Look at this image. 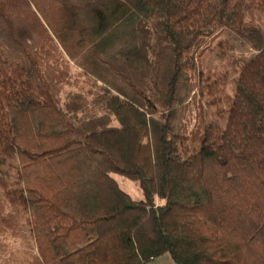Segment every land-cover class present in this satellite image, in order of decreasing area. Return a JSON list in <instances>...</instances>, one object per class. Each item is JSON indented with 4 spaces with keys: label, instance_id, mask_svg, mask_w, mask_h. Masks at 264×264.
<instances>
[{
    "label": "trees",
    "instance_id": "trees-1",
    "mask_svg": "<svg viewBox=\"0 0 264 264\" xmlns=\"http://www.w3.org/2000/svg\"><path fill=\"white\" fill-rule=\"evenodd\" d=\"M260 21L264 0H0V264H264ZM217 34L210 50L238 75L225 122L190 152ZM71 64L90 99L62 102Z\"/></svg>",
    "mask_w": 264,
    "mask_h": 264
},
{
    "label": "rangeland",
    "instance_id": "rangeland-1",
    "mask_svg": "<svg viewBox=\"0 0 264 264\" xmlns=\"http://www.w3.org/2000/svg\"><path fill=\"white\" fill-rule=\"evenodd\" d=\"M264 25V21H260ZM223 37V34H217L214 38L204 47L198 57L199 67L201 69V78L203 83H209L215 81L214 92L209 93L207 90L210 87H205L203 95L196 89V93L192 96L187 107L189 111L185 118L186 130V146L188 151H194L200 142L201 135L204 130V126L217 119L220 124L225 122V118L218 115L219 109H226L228 107V97L232 96L233 87L235 85V79L238 75V70L233 68L231 64H228L224 56H218L216 51H211L210 47L214 46L219 38ZM80 69L75 65H70L69 77L60 91L62 102L66 99V95L72 92H80L88 99L91 98L90 93L93 90L89 80L85 75L80 73ZM207 78V79H206ZM220 98V101L214 103H207L208 100L213 98ZM112 125H117V121L113 120ZM111 175L116 179L120 187L129 193L135 200H142L143 193L138 185V182L129 179L128 177L112 172ZM15 240V241H14ZM12 239V251L13 255L20 263L26 262L28 259V252L23 249V246L19 243V239ZM147 264H173V259L169 252H164L155 258L149 260Z\"/></svg>",
    "mask_w": 264,
    "mask_h": 264
}]
</instances>
